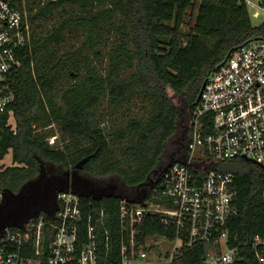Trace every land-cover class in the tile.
Masks as SVG:
<instances>
[{
    "label": "trees",
    "instance_id": "1",
    "mask_svg": "<svg viewBox=\"0 0 264 264\" xmlns=\"http://www.w3.org/2000/svg\"><path fill=\"white\" fill-rule=\"evenodd\" d=\"M0 1L25 12L32 24L29 42L19 51L21 65L11 74L15 99L0 114V160L11 151L14 164L0 167V189L18 192L39 175L43 163L73 170L86 159L80 171L112 195L99 200L83 195L81 204L85 211H108L106 224L115 237V195H127L128 189L135 194L147 177L183 154L190 115L208 74L230 50L264 38V22L253 24L238 0ZM195 6L182 45L180 25ZM42 20L49 23L41 26ZM135 100L143 105L134 114ZM104 101L126 114L113 123L96 115ZM52 136L55 144L49 145ZM223 168L236 175L239 213L228 224L231 234L238 240L264 238L259 195L264 172L249 162ZM142 226L145 235L168 231L151 216ZM190 254L179 262H196ZM106 262L120 264L111 256ZM236 264H254L253 257Z\"/></svg>",
    "mask_w": 264,
    "mask_h": 264
},
{
    "label": "built area",
    "instance_id": "2",
    "mask_svg": "<svg viewBox=\"0 0 264 264\" xmlns=\"http://www.w3.org/2000/svg\"><path fill=\"white\" fill-rule=\"evenodd\" d=\"M238 1L251 19L264 22V0ZM31 27L25 12L0 1V114L15 99L11 74ZM222 61L204 81L183 154L155 172L141 193L119 194L116 237L108 211H85L78 192L52 184L46 187L51 200L37 214L0 231V264H107L110 256L120 264H181L188 251L196 262L186 264H236L249 255L264 264L262 236L238 240L229 230L239 213L236 175L223 168L249 162L264 172V38L246 41ZM55 140L48 138L49 145ZM259 181L264 202V173ZM148 216L167 234L145 235Z\"/></svg>",
    "mask_w": 264,
    "mask_h": 264
},
{
    "label": "water",
    "instance_id": "3",
    "mask_svg": "<svg viewBox=\"0 0 264 264\" xmlns=\"http://www.w3.org/2000/svg\"><path fill=\"white\" fill-rule=\"evenodd\" d=\"M223 62L224 61L218 64V67H220L223 64ZM204 86L205 83L203 82L197 96V101L200 98ZM84 161H86V159L82 160L79 164H76L74 170H80L82 167V163ZM39 177L24 184L18 192H13L9 188H3L1 190L0 231L5 226L22 227L23 223L26 220H28L29 218H31L32 216L38 213L41 202H44L51 198V195L46 192V187L52 184L48 183L43 187L41 184L38 183ZM65 186L68 188L69 186L73 188V186H71L69 182H67ZM78 193L79 195H81L80 192ZM110 195H112V193L105 195V197ZM86 196H91V195H86ZM115 197L119 198L120 196L118 194L115 195Z\"/></svg>",
    "mask_w": 264,
    "mask_h": 264
},
{
    "label": "rangeland",
    "instance_id": "4",
    "mask_svg": "<svg viewBox=\"0 0 264 264\" xmlns=\"http://www.w3.org/2000/svg\"><path fill=\"white\" fill-rule=\"evenodd\" d=\"M196 5L198 6V2H197ZM196 10H197L196 6H195L194 10H192V11L188 10L187 14H186V16L184 18L183 24L180 25V34H181L180 40H181V44L182 45H184V42H185V39H186V35L190 31L191 27H193ZM251 21H252L253 24H260L261 23L260 20H256V19H253V18L251 19ZM47 23H49V20L48 21L47 20L46 21L42 20V25L41 26H43V25H45ZM165 40H167V39H165ZM174 100H175V102H177L176 98H174ZM142 105L143 104L141 103L140 100H135L134 103H132V105H131V112L135 114L136 112H138L139 108L142 107ZM125 114H126V111H125L124 108L121 111H119V112L117 110H112V109L107 108V104H106L105 101L96 110V115L105 116V118L111 123H113L116 120L120 119ZM9 123L11 124L13 130L16 131L17 130L16 124H15L14 118H13L11 113H10ZM51 128H52L51 130L53 131V133L56 134L57 130L55 129V127L52 126ZM64 141L67 142V139L64 140ZM173 149H174V147L172 146V147H170L169 151H172ZM10 152L11 151H9L4 156V158L2 160H0L1 169H5V168H7L9 166L14 165L12 163V154ZM40 170H41V172H40V175H39L40 177L38 176L39 177L38 183L41 184L43 187L48 184L46 182H43L44 180H48L50 177L57 176V175H62L64 173V170L60 169L57 166L48 164V163H43L42 166H40ZM77 175L79 176V178H81L83 180L85 179L86 182H89L90 184L91 183H93V184L95 183V181L90 180L89 176L86 175L83 172H81V173L78 172ZM78 176H75V178L78 179ZM38 177H36V178H38ZM112 186H114V188L116 190H118L119 184L118 183L117 184L112 183ZM112 190L114 191L113 188H112ZM129 193H131V190L128 189V190L125 191V194L128 195ZM128 196H133L134 197V194L131 193Z\"/></svg>",
    "mask_w": 264,
    "mask_h": 264
},
{
    "label": "flooded vegetation",
    "instance_id": "5",
    "mask_svg": "<svg viewBox=\"0 0 264 264\" xmlns=\"http://www.w3.org/2000/svg\"><path fill=\"white\" fill-rule=\"evenodd\" d=\"M80 170H74V169L73 170H64V173L62 175L50 177L48 180H44L43 182H46L49 184H57V183L66 184L67 182H69V184H71V186H73V188L69 186L70 189H72V190L74 189V190H76V192L78 191L81 193V195H84V196L91 195L98 200L105 197V195H108L110 193V190L107 187H102V186L100 187V185H97L95 183L90 184L89 182H86L85 179L83 180V179L79 178L77 173L78 172L81 173ZM154 173H152L149 177H147V181H148V179H150V177ZM39 175H40V173H39ZM75 176H78V179H76ZM147 181H145L144 184H142L141 186L136 188L134 193L135 194L141 193L144 190V188L146 187ZM49 200H51V199H49Z\"/></svg>",
    "mask_w": 264,
    "mask_h": 264
}]
</instances>
